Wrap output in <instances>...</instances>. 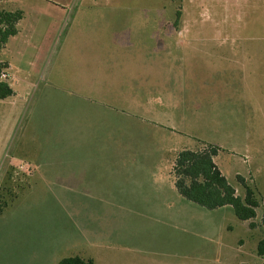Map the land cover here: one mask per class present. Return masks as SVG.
Returning a JSON list of instances; mask_svg holds the SVG:
<instances>
[{
    "label": "rangeland",
    "instance_id": "obj_1",
    "mask_svg": "<svg viewBox=\"0 0 264 264\" xmlns=\"http://www.w3.org/2000/svg\"><path fill=\"white\" fill-rule=\"evenodd\" d=\"M0 7L24 16L0 52L14 90L0 99V264L73 255L95 264H264L260 226L163 183L164 162L170 174L179 151L212 145L238 194V177L254 190L260 224L264 0Z\"/></svg>",
    "mask_w": 264,
    "mask_h": 264
},
{
    "label": "trees",
    "instance_id": "obj_2",
    "mask_svg": "<svg viewBox=\"0 0 264 264\" xmlns=\"http://www.w3.org/2000/svg\"><path fill=\"white\" fill-rule=\"evenodd\" d=\"M180 16L181 12L178 11L177 17ZM23 17L22 11H6L0 7V52L10 38L19 33L18 24ZM8 69L9 65L0 60V76ZM13 94L8 81L0 80V99L5 100ZM217 155L218 148L212 145L179 151L174 157L171 171L177 192L184 199L210 211L231 207L239 220L249 222L251 230L260 226L264 231V212L260 224L254 222L260 208L254 190L238 177V184L244 192L238 194L237 187L226 179L216 165ZM5 208L0 206V215ZM257 255L264 259V238L257 245ZM58 264L95 263L93 259L73 255L61 259Z\"/></svg>",
    "mask_w": 264,
    "mask_h": 264
},
{
    "label": "crops",
    "instance_id": "obj_3",
    "mask_svg": "<svg viewBox=\"0 0 264 264\" xmlns=\"http://www.w3.org/2000/svg\"><path fill=\"white\" fill-rule=\"evenodd\" d=\"M177 34L179 35V36H182V38L183 37H188L190 34H191V32H184V31H178L177 32ZM15 37V36H14ZM180 44L181 45H184V43L183 42H180ZM232 52H235L236 54H238V51H235V50H231ZM262 53V52H261ZM246 56H248L249 54H245ZM247 61H250L249 59H247ZM3 62V61H2ZM240 62H241V65H242V60H240ZM8 64V63H7ZM9 65V64H8ZM12 67L9 65V69L7 70L8 71V74H9V79H8V83H9V81H10V79H12L13 78V75H12ZM242 71H244V70H242ZM248 71V68L247 67H245V71L244 72H247ZM251 72V71H250ZM252 76H253V74H252ZM239 79H242L241 77L239 78ZM240 81H242V80H240ZM11 86V85H10ZM13 89V88H12ZM163 165V164H162ZM162 165H160V166H162ZM173 166V165H172ZM172 170V169H171ZM164 172H165V176L163 177V183L165 182V180H166V182H167V186L166 187H164V188H166V189H169V187H170V190H172V189H175V191L177 192V190H176V187H175V181H174V178H173V176H172V174L170 173V174H168V172H166V168H165V162H164ZM161 182V181H160ZM156 183V182H155ZM237 187V186H236ZM238 189V188H237ZM173 191V190H172ZM178 193V192H177ZM179 194V193H178ZM183 198V197H182ZM223 209V208H222ZM258 245V244H257ZM256 254H257V250H256ZM80 256V255H79ZM258 256V255H257ZM82 257V256H81ZM85 258V257H84ZM90 259H92V258H90ZM94 261V260H93ZM94 263H95V261H94Z\"/></svg>",
    "mask_w": 264,
    "mask_h": 264
},
{
    "label": "built area",
    "instance_id": "obj_4",
    "mask_svg": "<svg viewBox=\"0 0 264 264\" xmlns=\"http://www.w3.org/2000/svg\"><path fill=\"white\" fill-rule=\"evenodd\" d=\"M0 79L3 81H6L9 79V74L7 71L3 72L2 75L0 76Z\"/></svg>",
    "mask_w": 264,
    "mask_h": 264
}]
</instances>
